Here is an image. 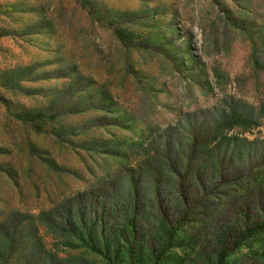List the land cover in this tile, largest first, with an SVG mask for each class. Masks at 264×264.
<instances>
[{"label":"rangeland","instance_id":"1","mask_svg":"<svg viewBox=\"0 0 264 264\" xmlns=\"http://www.w3.org/2000/svg\"><path fill=\"white\" fill-rule=\"evenodd\" d=\"M259 186L264 0H0V264H110L69 231L81 208L121 225L138 204L153 224L184 194L159 264H215L217 231L264 206ZM227 264H264V234Z\"/></svg>","mask_w":264,"mask_h":264},{"label":"trees","instance_id":"2","mask_svg":"<svg viewBox=\"0 0 264 264\" xmlns=\"http://www.w3.org/2000/svg\"><path fill=\"white\" fill-rule=\"evenodd\" d=\"M15 117L19 121L28 123H38L46 119L44 114L32 112L15 114ZM227 155L225 150H219V155L215 157L214 168H216L213 170V175L218 179L225 178V172L234 164L231 161L233 160L232 156L227 161ZM200 170L204 172L203 178L206 177L203 165L200 166ZM263 188V186H259L257 190H254L261 192ZM247 190L245 194L248 192ZM138 198L144 199L146 195H136L133 202H136ZM187 199L184 194L181 214L177 213L176 216H172L170 210L166 208L163 213L159 212L158 218L154 220L153 224H150L149 211L147 209L139 211L138 204L128 206L129 215L125 223L121 225L115 222L120 219V216L119 213L112 210V207L108 208L104 205L105 207H101L99 219L94 217L88 218V220H86L88 208H81L82 232L79 233L78 230H75V226L69 231L84 247L103 256L110 264H137L140 256H146L153 264H159L174 247L185 224L186 220L182 219V215L188 213L187 208L191 206ZM238 210H236V212L238 211L237 217L231 222L232 226L224 224L217 231V238L221 242L219 249L214 250L215 264H227L231 254L240 249L247 240L264 234V206L258 207L257 202L249 201L243 203ZM113 217H115L114 222L110 221ZM18 231V229L15 230V232ZM94 231L96 233L93 236ZM13 253L14 251L6 256L0 255V262L8 263L13 257Z\"/></svg>","mask_w":264,"mask_h":264}]
</instances>
